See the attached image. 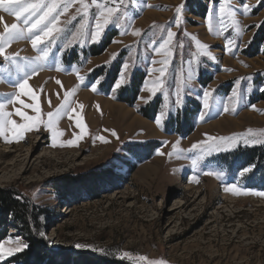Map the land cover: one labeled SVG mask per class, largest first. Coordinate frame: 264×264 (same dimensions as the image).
Instances as JSON below:
<instances>
[{"label": "rangeland", "instance_id": "rangeland-1", "mask_svg": "<svg viewBox=\"0 0 264 264\" xmlns=\"http://www.w3.org/2000/svg\"><path fill=\"white\" fill-rule=\"evenodd\" d=\"M85 3L87 17L77 13L79 3L60 16L64 31L54 34L46 61L35 60L39 52L28 37L11 40L0 55L4 111L17 124L24 123L17 109L36 115L24 106L36 102L31 94L7 103L25 74L41 108V123L23 139L0 136V192L31 212L30 234L3 215L0 202V241L28 245L0 264H23L33 239L41 248L34 254L47 261L85 255L95 264H264V163L237 154L264 147V0H98L119 9L120 25L108 24L98 41L91 33L100 9ZM13 23L0 8V33ZM169 30L175 36L161 48ZM205 89L212 93L207 109ZM65 93L72 118L56 120L63 135L54 140L47 114ZM78 116L87 128L80 139ZM209 137L250 142L217 151ZM231 185L235 192L225 190Z\"/></svg>", "mask_w": 264, "mask_h": 264}, {"label": "snow or ice", "instance_id": "snow-or-ice-1", "mask_svg": "<svg viewBox=\"0 0 264 264\" xmlns=\"http://www.w3.org/2000/svg\"><path fill=\"white\" fill-rule=\"evenodd\" d=\"M73 3H79L80 8L77 9V13L81 14L84 17H87L89 14V7L90 5L85 3V0H0V8L3 9L5 12H9L13 14L18 21V23H13L11 25L5 24L4 25V33H0V55L4 54V46L8 44L11 40L22 38V37H28L31 39V43L34 49H37L39 52V55L35 57V60L37 61H46L50 52V45L54 43L55 36L54 34L61 33L64 31V29L58 27V22L60 19V16L64 13L68 12L69 7L72 6ZM122 3V0H121ZM92 4L96 5L98 9H100L98 15H96L95 20V30L91 33V39L93 41H98L104 28L110 24L115 23L117 27H119V17L116 16V13L119 11L118 8H112V7H106L105 5L99 4L98 0H92ZM244 12L247 13L250 10V5L244 4L243 5ZM221 13H224L225 9L223 6H221L220 9ZM176 23H180V13H181V7L176 8ZM230 15H233L232 13H229ZM115 17V20L113 19ZM72 19H75V16L72 17ZM209 21H211V13L209 14ZM70 22V21H69ZM87 28V24L85 22H81L80 29H78V32L81 35H85L86 33L84 30ZM133 35H140L139 31H135ZM168 39L164 42V44H161V48L165 46V44H168L171 42L172 38L175 36V33H173L171 30L167 33ZM74 38L76 34H73ZM44 41H48V46H45L43 49H39L38 45L42 44ZM71 41H69L70 43ZM234 41L229 40L228 44L232 45ZM202 48H206L207 46L201 45ZM18 55V54H17ZM5 60H12L13 63H15V60L11 56H5ZM19 67V66H17ZM125 69H127L128 65H124ZM59 70V69H57ZM161 75L164 74V69H160ZM81 80H83V77H80ZM124 82V74L121 75V79L117 81L116 87L119 88L121 84ZM58 84H60V81H57ZM16 87L18 88V92L12 94V99H9L7 103H14L16 100H19V96L23 94H31L32 98L36 101L34 104H28L24 105L25 107L32 108L33 111L36 113L35 116H29L25 112L21 111L20 109L16 110V114L19 115L23 120L24 123L17 124L16 121L12 120L11 113H7L4 111L5 109V103H0V136L5 137L6 142H11L7 139V136L5 135L6 132H11L13 139H23L24 133L27 131H31L34 128H38L39 124L41 123L40 119V102L39 98L35 96L31 92V89L28 85V78L27 74H25L24 78H22L17 84ZM92 90L96 91V85H92ZM153 94H155V89L151 90ZM211 92L207 89L204 90L203 94V103L204 107L207 109L210 107L209 100L211 97ZM236 94L234 93V96ZM69 101V93H65L64 101L61 103V105L56 109L55 113L49 112L48 115V121L46 122V127L52 130L53 132V138L55 140V137L58 135H63L62 132H58L56 130L55 124L56 120L60 118L61 115L68 113L69 118L71 119V114L69 112V109L71 108ZM21 104H23V101H19ZM180 102L179 100L177 101ZM81 108H83V105H80ZM98 107V106H97ZM72 111H75V109H72ZM224 111H228V108L225 107ZM76 125L81 129V135L77 137V139L82 138L83 134L87 132V128L83 123L82 118L79 116L76 118ZM156 123L159 125L160 120L157 119ZM110 131V130H105ZM251 130H249V133ZM111 134L113 136H116V133L114 130L111 131ZM99 140H101L104 143H108V141L103 136L97 137ZM118 138V137H117ZM209 140L213 141L212 145H209V149H215L217 151L220 150H228L227 148H222V144H228L230 146H234L237 143H239L241 140L248 144L250 141L244 137H240L239 139L237 137H209ZM219 141V143L217 142ZM69 144L75 143V141H68ZM201 144H205L206 142L202 141ZM176 147L175 145L173 146ZM198 147L197 144L192 145V149H196ZM160 154V153H158ZM171 155V153L169 154ZM197 163V160H193V164L195 165ZM250 168L246 167L243 168L242 171H240L239 175L241 177H244V175L248 172H250ZM208 175H213L214 173H206ZM226 191H236V185H231L230 187L225 189ZM260 195H264V193H259ZM41 236H44V233H40ZM10 244H15V247L6 246ZM28 245L22 244L19 240V238H16L13 240V238L9 237L6 241H0V260L5 259L8 256H12L16 252L22 251L24 248H27ZM76 247H84L83 245H77ZM125 256L128 255V253H124ZM141 260H145V257H140ZM149 264H167L166 261L158 260V261H150Z\"/></svg>", "mask_w": 264, "mask_h": 264}, {"label": "trees", "instance_id": "trees-1", "mask_svg": "<svg viewBox=\"0 0 264 264\" xmlns=\"http://www.w3.org/2000/svg\"><path fill=\"white\" fill-rule=\"evenodd\" d=\"M261 99L264 100V92L261 94ZM237 154H245L249 157V163L251 165H256L260 167L261 163H264V147L261 148H252V149H240L237 151ZM0 202H1V211H3V215L5 214V217L8 218L9 216L13 217L14 220L18 221L19 223H23L27 232L31 234V227L28 223L29 220H31V212L30 208L20 205V202L14 198V196L10 193L0 192ZM33 215V214H32ZM37 217V214H35ZM33 215L34 221L37 220V218ZM31 239H33L31 237ZM32 247L31 250L27 252V254H24V257L22 258L23 264H41V261H44V264H95L90 259L82 255L80 256V260H63L58 261L55 259L46 260L47 258L34 254L38 251H40V245L35 242V240H32ZM31 253V254H30ZM30 254V255H29ZM29 255V256H28ZM77 261V262H76Z\"/></svg>", "mask_w": 264, "mask_h": 264}, {"label": "bare ground", "instance_id": "bare-ground-1", "mask_svg": "<svg viewBox=\"0 0 264 264\" xmlns=\"http://www.w3.org/2000/svg\"><path fill=\"white\" fill-rule=\"evenodd\" d=\"M109 109H112V111L110 110V112H114V107H111V108H109ZM127 115H128V113H127ZM129 116V115H128ZM135 121H136V119H135ZM134 121V122H135ZM144 124V123H143Z\"/></svg>", "mask_w": 264, "mask_h": 264}]
</instances>
